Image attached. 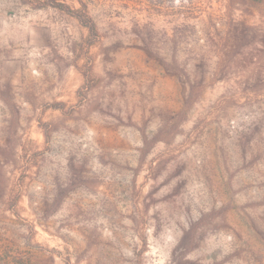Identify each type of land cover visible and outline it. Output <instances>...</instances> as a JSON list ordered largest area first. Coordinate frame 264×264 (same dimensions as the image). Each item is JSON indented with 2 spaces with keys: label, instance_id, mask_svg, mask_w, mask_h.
Masks as SVG:
<instances>
[{
  "label": "rangeland",
  "instance_id": "374dc122",
  "mask_svg": "<svg viewBox=\"0 0 264 264\" xmlns=\"http://www.w3.org/2000/svg\"><path fill=\"white\" fill-rule=\"evenodd\" d=\"M44 1L0 0V264H264V0Z\"/></svg>",
  "mask_w": 264,
  "mask_h": 264
},
{
  "label": "trees",
  "instance_id": "16d2710c",
  "mask_svg": "<svg viewBox=\"0 0 264 264\" xmlns=\"http://www.w3.org/2000/svg\"><path fill=\"white\" fill-rule=\"evenodd\" d=\"M44 2H45V4H47V5L54 6V7H57V8H59V9H62V10H63V9L66 10V8H65L61 3L56 2L55 0H45ZM78 18L81 20V17H80L79 15H78ZM82 23L85 24L86 26H88V23H85V22L83 21V19H82ZM90 29H91L92 32H94V26H93V25L90 26Z\"/></svg>",
  "mask_w": 264,
  "mask_h": 264
}]
</instances>
